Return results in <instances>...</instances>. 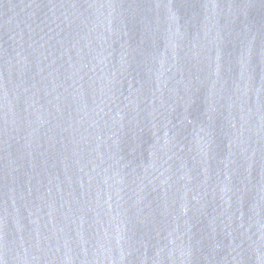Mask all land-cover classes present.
<instances>
[{
  "label": "water",
  "instance_id": "obj_1",
  "mask_svg": "<svg viewBox=\"0 0 264 264\" xmlns=\"http://www.w3.org/2000/svg\"><path fill=\"white\" fill-rule=\"evenodd\" d=\"M0 264H264V0H0Z\"/></svg>",
  "mask_w": 264,
  "mask_h": 264
}]
</instances>
